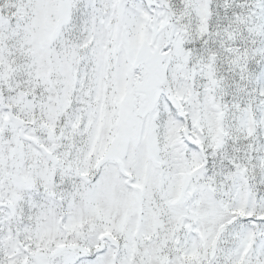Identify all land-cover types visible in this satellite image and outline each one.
Returning a JSON list of instances; mask_svg holds the SVG:
<instances>
[{
  "label": "snow or ice",
  "instance_id": "6c2138e0",
  "mask_svg": "<svg viewBox=\"0 0 264 264\" xmlns=\"http://www.w3.org/2000/svg\"><path fill=\"white\" fill-rule=\"evenodd\" d=\"M0 264H264V0H0Z\"/></svg>",
  "mask_w": 264,
  "mask_h": 264
}]
</instances>
